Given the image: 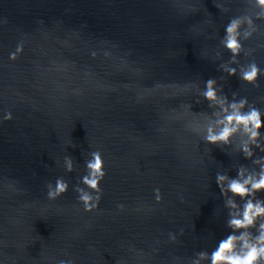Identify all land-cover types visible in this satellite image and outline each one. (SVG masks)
<instances>
[{
    "label": "water",
    "instance_id": "obj_1",
    "mask_svg": "<svg viewBox=\"0 0 264 264\" xmlns=\"http://www.w3.org/2000/svg\"><path fill=\"white\" fill-rule=\"evenodd\" d=\"M257 11L251 0H0V264H188L211 251L230 231L215 174L252 165L188 130L186 105L211 109L184 86L216 78L229 99L235 91L264 111V76L254 88L218 68L230 55L220 45L229 18ZM256 23L243 41L255 51L238 60L264 69ZM97 149L103 195L85 212L73 185ZM57 177L69 190L49 200Z\"/></svg>",
    "mask_w": 264,
    "mask_h": 264
},
{
    "label": "clouds",
    "instance_id": "obj_2",
    "mask_svg": "<svg viewBox=\"0 0 264 264\" xmlns=\"http://www.w3.org/2000/svg\"><path fill=\"white\" fill-rule=\"evenodd\" d=\"M245 2L247 4L249 0ZM251 4L259 10L254 17L246 13L235 15L224 26L220 45L230 55L218 68L228 76H237L246 84L259 88L258 80L264 76V69L259 67L255 59L244 64L238 60L241 53L251 56L255 51L245 48L243 41L260 31L256 21H264V0H251ZM215 6L222 11L227 10L218 2ZM2 22L7 21L5 19ZM23 48V41L18 42L15 50L9 53V60H16ZM96 55V52L91 53L93 58ZM104 55L110 53L105 52ZM192 87H196L198 96L207 101L211 112H193L192 105H186V113L192 116L186 125L188 130L199 135L206 144L230 146L244 159L250 160L252 166L240 164L235 168V176H230L228 172L215 174V183L228 210L225 225L230 231L217 241L211 251H197L188 264H264V198L257 195L264 192V155L258 154L264 153V132H261V128H264V111L250 103L247 97L237 99L235 91L229 99L216 78L204 81L203 89L189 83L184 86V90L188 91ZM257 99L264 102V96ZM12 118L11 111L3 115L5 121ZM89 157L84 161L85 173L73 185L76 199L85 212H91L99 206L103 195L100 183L106 175L100 150L90 152ZM63 161L65 171L72 172L73 158L65 156ZM46 189L47 198L55 200L69 190V183L63 177H57L54 184L47 182ZM153 192L155 201L159 203L163 198L160 189L155 188ZM117 208L123 210L125 205L120 203ZM180 234H183V230ZM168 236L172 242L177 240L176 234L172 232ZM56 264H73V261L61 259Z\"/></svg>",
    "mask_w": 264,
    "mask_h": 264
}]
</instances>
